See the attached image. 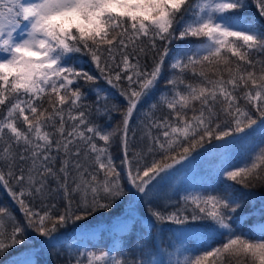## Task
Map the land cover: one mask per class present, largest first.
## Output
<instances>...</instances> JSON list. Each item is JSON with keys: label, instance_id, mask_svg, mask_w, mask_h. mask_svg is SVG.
Instances as JSON below:
<instances>
[{"label": "snow or ice", "instance_id": "1", "mask_svg": "<svg viewBox=\"0 0 264 264\" xmlns=\"http://www.w3.org/2000/svg\"><path fill=\"white\" fill-rule=\"evenodd\" d=\"M253 2L264 19V0ZM246 6V0H0V186L24 217L21 223L0 206V254L30 239L55 248L62 227L111 212L134 189L116 238L141 224L134 246L151 257L144 251L151 229L181 225L168 260L126 259L115 245L77 250L73 260L68 246V264H264V220L245 229L252 213L235 216L242 205L232 184L185 195L172 211L155 204L169 170L198 147L215 140L227 149L257 129L264 134V24L241 15ZM187 38L197 42L170 47ZM75 54L90 57L99 76L77 65ZM101 77L117 89L123 109L95 87ZM81 82L91 85L93 101ZM157 91L137 125V143L133 115ZM113 112L121 113L118 125L99 122ZM117 138L119 169L110 151ZM223 175L244 188L264 181V142ZM137 196L148 225L136 217ZM57 198L62 211L52 202ZM258 211L264 216V198ZM194 224L204 232L194 233L189 246L184 237ZM216 240L222 242L212 247ZM6 264L37 262L10 257Z\"/></svg>", "mask_w": 264, "mask_h": 264}, {"label": "trees", "instance_id": "2", "mask_svg": "<svg viewBox=\"0 0 264 264\" xmlns=\"http://www.w3.org/2000/svg\"><path fill=\"white\" fill-rule=\"evenodd\" d=\"M246 7L240 12L241 15L254 18L260 24H264V19H262L258 13V9L253 0H246ZM188 42H197L196 38H187L185 41L174 40L170 47H175L177 45H183ZM76 63L84 70L89 71L91 74L99 76L94 65L92 64L90 57L83 54H75ZM149 64L152 63L151 58L147 61ZM170 70L165 66V70L162 73V79L158 88L164 87V82L168 78ZM85 92H88L89 102L95 99V96L89 92L91 85L83 84ZM123 86L127 85V81L122 82ZM95 87L103 89L108 92L114 99L111 100V104L117 105L119 108L123 109L125 107L123 103V98L118 95L117 89L111 88L106 81L101 77L96 82ZM159 96V91H157L153 96L147 97L142 101V105L138 107L137 111L134 113L130 128L137 131V143L140 142L139 138L141 133L139 132L137 125L144 118L145 113L148 111L149 107L155 103ZM47 107L48 105L45 104ZM159 114V113H158ZM121 113L113 112L111 114L110 120L107 117H99V122L105 124L108 127L118 125L121 122ZM258 136L263 137L264 134L261 133L259 129ZM261 142V141H257ZM99 143H103L100 141ZM222 142L213 140L211 144L205 143L203 148L198 147L193 151L192 155L181 164L175 165L171 170V175L168 176L158 187L159 199L155 201V204L161 207L164 211H172L174 207H179L183 204L181 199L183 196L188 194H205L216 193L223 190L225 184L233 185V196L242 205L235 213L236 217H240L246 213H252L251 217L245 223V229L252 224H256L260 220H264L258 209L261 206V199L264 198V181H253L255 186H250L249 188H244L241 184H235L231 181H226L223 170L228 168L229 170L236 167L235 165L241 158H244L248 153V149L245 150L242 144L237 143L233 145L228 151L220 153H214L213 155L206 157L210 152L217 149L216 145ZM111 155L113 157L114 163L117 165L118 169L121 164L122 159V149L119 138H117L111 146ZM232 151H239V154H230ZM241 151V153H240ZM226 154H229L226 160H221ZM206 157V158H205ZM197 171L196 176L189 175L191 171ZM122 182L126 185V192L128 190V185L126 181V176L122 173ZM15 187V185H13ZM135 190L132 189V193ZM125 197L124 203L113 209L111 212L98 211L93 216L89 217L87 220L79 221L76 224L69 222L67 225L62 227L57 233L61 237V244L57 247H47L41 246L38 239H30L28 244L15 247L6 253L0 254V264H6L10 257H15L20 261H35L37 264H68L69 260V247L71 246L72 259L75 260V255L77 250L79 251H100L108 250L110 246L115 245L117 248H122L124 251V258L126 259H159L163 258L165 262L168 260L167 253L172 252L174 249L170 245L176 243V236L179 235L178 229L183 227L181 225H175L171 223H164L158 225L151 229V239L147 241L148 247L144 250L145 253L151 251L154 255L151 257L143 256L141 251L137 249L134 245L138 237L142 234L143 229L141 224H137L135 229L129 233H123L120 238H116V226L118 220L123 219L126 215V209L129 207L128 200L131 197ZM243 193V195H242ZM53 203L57 204V211L63 210V201L57 198ZM0 206L9 207L15 215V218L21 223L23 222V213L20 211L19 206L12 200L9 192L3 186H0ZM137 208L136 217L141 220L142 224L148 225L152 223L151 217L148 215L146 206L143 205L142 201H139L137 196V203L132 205ZM190 211V209H189ZM196 224L201 222H195ZM203 233L204 229L196 227L195 224L192 228V233L184 237V242L191 246L195 243L194 233ZM176 234L175 236L173 234ZM33 235L34 234H30ZM42 239V238H40ZM221 240H216L213 242L212 247L221 243ZM31 249V251H26V249ZM159 254V255H155ZM227 264V261H226Z\"/></svg>", "mask_w": 264, "mask_h": 264}, {"label": "rangeland", "instance_id": "3", "mask_svg": "<svg viewBox=\"0 0 264 264\" xmlns=\"http://www.w3.org/2000/svg\"><path fill=\"white\" fill-rule=\"evenodd\" d=\"M257 131H258V130L254 131L251 135L247 136L244 140H242L241 142H239L240 144L243 145V147L245 148V150L248 149L249 153H250L251 151H253V150H254L258 145H260L262 142H264V138H263V137H259V138L256 139V137L259 135ZM257 141H261V142H257ZM234 145H235V144H234ZM232 146H233V145H232ZM232 146H230V147L227 148V149H221V148L214 149V151L210 152L209 155H207L206 157H209V156L213 155V152H214V153H220V150H222L223 152H226V151H228ZM240 153H241V151H240ZM230 154H239V151H232ZM228 155H229V154H226L224 157H222L221 160H226V158H227ZM206 157H205V158H206ZM242 159H243V158H241L235 166H239V165L241 164V162H242ZM230 170H231V169H230ZM196 173H197V171H195V170L193 169V171H191V172L189 173V175L192 176V175L194 174L193 176L195 177V176H196Z\"/></svg>", "mask_w": 264, "mask_h": 264}]
</instances>
